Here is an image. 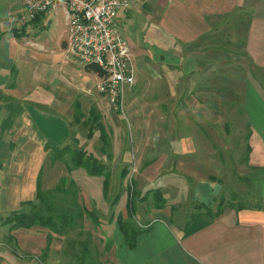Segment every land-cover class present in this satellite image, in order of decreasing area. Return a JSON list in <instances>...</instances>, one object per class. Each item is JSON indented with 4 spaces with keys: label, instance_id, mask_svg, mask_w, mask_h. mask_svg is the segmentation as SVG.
I'll return each mask as SVG.
<instances>
[{
    "label": "rangeland",
    "instance_id": "obj_1",
    "mask_svg": "<svg viewBox=\"0 0 264 264\" xmlns=\"http://www.w3.org/2000/svg\"><path fill=\"white\" fill-rule=\"evenodd\" d=\"M54 11L37 24L49 21L48 30L41 34L39 27L32 29L40 41L44 36L54 39V27L64 23L61 10ZM116 28L124 38L117 19ZM88 78L87 98L80 101V109L71 107L74 130H65L58 122L49 126L58 138L75 133L65 148L45 147V155H35L36 164L26 152L15 149L0 168L7 192L0 200V264H97L109 257L104 251L109 239L104 237L117 225V218L142 228L155 218L172 222L179 213L186 227L206 223L226 208L260 203L250 174L264 161L251 158L249 127L264 140L263 92L254 90L260 97L256 104L249 91L243 111L239 103L224 97L228 90L217 82L215 105L207 114L206 107L199 110L190 100L179 105L175 76L164 79L159 69L134 75L133 87L117 106L97 93L96 77ZM237 92L231 94L241 99ZM64 139L53 142L61 144ZM78 151L103 165L106 187L104 176H89L82 167L72 166L71 155ZM37 176L41 199L35 194ZM18 211L50 215L55 227L10 226L8 218ZM58 215L70 218L71 224L61 227Z\"/></svg>",
    "mask_w": 264,
    "mask_h": 264
},
{
    "label": "crops",
    "instance_id": "obj_2",
    "mask_svg": "<svg viewBox=\"0 0 264 264\" xmlns=\"http://www.w3.org/2000/svg\"><path fill=\"white\" fill-rule=\"evenodd\" d=\"M20 12V0H0L1 169L15 149L35 162L37 155H45V147L71 141L75 133L58 138L49 126L58 122L74 130L71 107L81 108L88 77L95 78L68 57L64 23L54 27V39L44 36L40 41L32 29L39 27L41 34L48 30L49 21L37 24L49 12L26 24L18 21ZM117 20L132 55L133 79L157 69L164 79L174 75L179 105L190 100L199 110L206 107L207 114L215 105L217 82L228 90L224 97L243 111L249 91L256 104L260 101L254 90L264 93V0H136L129 10L117 13ZM234 90L241 92V99L231 94ZM249 128L251 158L263 162L262 134ZM257 166L250 174L260 201L255 207L226 208L206 223L186 227L179 213L172 222L155 218L139 229L132 248L115 225L104 237L109 239L104 245L109 257L97 264H264V174L257 173L264 166ZM1 184L0 200L7 195Z\"/></svg>",
    "mask_w": 264,
    "mask_h": 264
},
{
    "label": "built area",
    "instance_id": "obj_3",
    "mask_svg": "<svg viewBox=\"0 0 264 264\" xmlns=\"http://www.w3.org/2000/svg\"><path fill=\"white\" fill-rule=\"evenodd\" d=\"M18 21L32 23L38 15L61 10L65 25L64 49L73 62L95 66L97 93L117 106L134 82L128 45L118 34L117 13L136 0H20Z\"/></svg>",
    "mask_w": 264,
    "mask_h": 264
},
{
    "label": "trees",
    "instance_id": "obj_4",
    "mask_svg": "<svg viewBox=\"0 0 264 264\" xmlns=\"http://www.w3.org/2000/svg\"><path fill=\"white\" fill-rule=\"evenodd\" d=\"M41 18H42V15H38L31 22L36 23ZM83 69L88 73L97 72V68L95 66H92V65L85 66ZM75 108H76V110L78 109V107H75ZM87 136L88 137L90 136V132H88ZM101 141L103 142L104 145H106L107 142L105 139H102ZM63 148H65V147H63ZM84 155L85 154L83 151L74 152V154L71 155L72 166L74 168L82 167L85 170L86 174L89 176H96V177L104 176L103 177L104 178L103 187H106L107 180L105 179V175H102L103 169H104L103 165L98 163V161L95 158L90 157V155H87V156H84ZM35 194L39 199H41V197L43 196L42 191L40 189V180H39L38 176H37V179L35 182ZM158 199H160V200L162 199L160 192L158 195ZM218 214L219 213H215V214H213V216H216ZM58 218L60 220L59 222L61 223L60 224L61 227L64 225L68 226L71 224L70 218H67L63 215H60V216L58 215ZM7 222L10 224V226L21 227V228H29L35 224H39L40 226H47V227L50 226L49 228H51L52 230L55 227L54 221H52V218L50 217V215H42L38 211L14 212L12 214V216H10V218H8ZM116 223H117V227H118L119 231L121 232V234L123 236L124 244L128 248H132V246L134 244L135 237L138 234L140 228H132L128 224V222L125 223L120 218H117Z\"/></svg>",
    "mask_w": 264,
    "mask_h": 264
}]
</instances>
